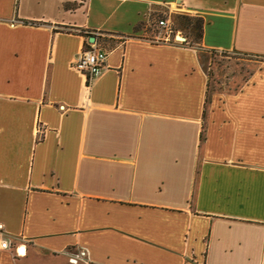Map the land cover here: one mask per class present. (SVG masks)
Here are the masks:
<instances>
[{
	"label": "crops",
	"instance_id": "crops-1",
	"mask_svg": "<svg viewBox=\"0 0 264 264\" xmlns=\"http://www.w3.org/2000/svg\"><path fill=\"white\" fill-rule=\"evenodd\" d=\"M217 51L264 57V0H0V264H264V62L227 91Z\"/></svg>",
	"mask_w": 264,
	"mask_h": 264
},
{
	"label": "rangeland",
	"instance_id": "rangeland-1",
	"mask_svg": "<svg viewBox=\"0 0 264 264\" xmlns=\"http://www.w3.org/2000/svg\"><path fill=\"white\" fill-rule=\"evenodd\" d=\"M160 18V17H159ZM158 17L153 19L146 27L148 34L159 33ZM200 20L196 17L188 21L176 16L172 28L181 30L188 41L197 40L200 34ZM165 33L161 34L164 35ZM254 57L238 54L232 51L213 52L212 68L209 71L210 85L227 91H233L245 80L249 73L258 64Z\"/></svg>",
	"mask_w": 264,
	"mask_h": 264
},
{
	"label": "built area",
	"instance_id": "built-area-1",
	"mask_svg": "<svg viewBox=\"0 0 264 264\" xmlns=\"http://www.w3.org/2000/svg\"><path fill=\"white\" fill-rule=\"evenodd\" d=\"M157 26L160 28L159 33L148 34L145 29L146 37L150 42H175V43H187V36L179 29H174L166 19L159 18L157 20ZM165 33L164 35H161ZM107 51L100 45L99 41L94 39L90 41L85 40L82 49L72 66L79 70L89 82L96 76H98L102 69L105 67ZM1 232V225H0ZM8 242L6 239L0 237V248H7ZM22 251V248L20 249Z\"/></svg>",
	"mask_w": 264,
	"mask_h": 264
},
{
	"label": "trees",
	"instance_id": "trees-1",
	"mask_svg": "<svg viewBox=\"0 0 264 264\" xmlns=\"http://www.w3.org/2000/svg\"><path fill=\"white\" fill-rule=\"evenodd\" d=\"M179 17L183 18L186 21L195 18V17L186 16V15H181ZM198 20H200V19H198ZM24 22L25 23H30V24L37 23L36 21H28V20H24ZM69 31L70 32H77L78 34H81L82 36H84L85 40L89 39L90 37H94V39H96V40L99 39V36L95 33V30H90V29H69ZM84 43H85V41H84ZM248 56H251V55H248ZM251 57H254L258 61L264 62V57H261V56H258V55H254V56H251ZM201 138H202V135H200V139Z\"/></svg>",
	"mask_w": 264,
	"mask_h": 264
},
{
	"label": "water",
	"instance_id": "water-1",
	"mask_svg": "<svg viewBox=\"0 0 264 264\" xmlns=\"http://www.w3.org/2000/svg\"><path fill=\"white\" fill-rule=\"evenodd\" d=\"M89 40H90V41H93V40H94V37H90Z\"/></svg>",
	"mask_w": 264,
	"mask_h": 264
}]
</instances>
